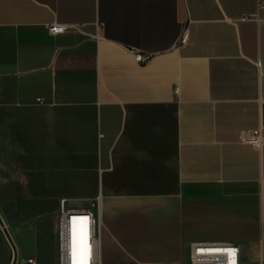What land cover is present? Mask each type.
<instances>
[{"label":"crops","instance_id":"0c3cea01","mask_svg":"<svg viewBox=\"0 0 264 264\" xmlns=\"http://www.w3.org/2000/svg\"><path fill=\"white\" fill-rule=\"evenodd\" d=\"M1 191L100 195L103 261L264 258V0H0Z\"/></svg>","mask_w":264,"mask_h":264},{"label":"built area","instance_id":"2783aa9c","mask_svg":"<svg viewBox=\"0 0 264 264\" xmlns=\"http://www.w3.org/2000/svg\"><path fill=\"white\" fill-rule=\"evenodd\" d=\"M75 24L54 21L48 24V30L53 33L64 32ZM188 33L185 31L181 36V42L185 41ZM137 60L147 61L149 56L141 53L136 54ZM241 138L251 143H260L262 136L254 131H244ZM101 196L98 195L88 206L74 205L63 197L60 199L58 212V264H72V229L80 230L81 246L79 264H140L135 260L125 262L103 261L97 234L98 208ZM244 253V246L229 242H205L195 241L190 244L191 264H240ZM86 257V259H85ZM26 264H36L33 257L26 259ZM264 264V258L258 260Z\"/></svg>","mask_w":264,"mask_h":264},{"label":"rangeland","instance_id":"374dc122","mask_svg":"<svg viewBox=\"0 0 264 264\" xmlns=\"http://www.w3.org/2000/svg\"><path fill=\"white\" fill-rule=\"evenodd\" d=\"M12 195L0 192V212L18 249L17 264H26L30 257L36 260V264H57L58 208L54 203L46 208L44 204L19 207V202ZM12 258L13 249L0 225V264H11ZM182 264H189V259L184 257ZM241 264L259 262L243 255Z\"/></svg>","mask_w":264,"mask_h":264},{"label":"bare ground","instance_id":"6f19581e","mask_svg":"<svg viewBox=\"0 0 264 264\" xmlns=\"http://www.w3.org/2000/svg\"><path fill=\"white\" fill-rule=\"evenodd\" d=\"M81 246H83V242L81 244L80 230L77 228H73L72 229V242H71L72 264H79Z\"/></svg>","mask_w":264,"mask_h":264},{"label":"water","instance_id":"95a60500","mask_svg":"<svg viewBox=\"0 0 264 264\" xmlns=\"http://www.w3.org/2000/svg\"><path fill=\"white\" fill-rule=\"evenodd\" d=\"M0 225L3 229V232L5 233L12 249H13V258H12V262L11 264H17L18 262V258H19V253H18V249H17V246L15 244V241L13 239V237L11 236L10 232H9V229L7 228L6 226V223H5V220L0 212Z\"/></svg>","mask_w":264,"mask_h":264}]
</instances>
